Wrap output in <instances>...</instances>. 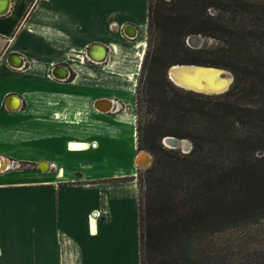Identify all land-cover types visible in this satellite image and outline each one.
Masks as SVG:
<instances>
[{"label": "crops", "instance_id": "obj_1", "mask_svg": "<svg viewBox=\"0 0 264 264\" xmlns=\"http://www.w3.org/2000/svg\"><path fill=\"white\" fill-rule=\"evenodd\" d=\"M147 12L148 0H0V264H139ZM139 37L127 81L120 46ZM100 43L106 57L89 58Z\"/></svg>", "mask_w": 264, "mask_h": 264}, {"label": "trees", "instance_id": "obj_2", "mask_svg": "<svg viewBox=\"0 0 264 264\" xmlns=\"http://www.w3.org/2000/svg\"><path fill=\"white\" fill-rule=\"evenodd\" d=\"M174 63L233 79L220 93L184 89L168 78ZM135 93L137 148L152 154L137 176L139 264H205L209 238L264 220V0H148ZM165 135L191 149L165 146ZM249 255L245 264H264V247Z\"/></svg>", "mask_w": 264, "mask_h": 264}, {"label": "rangeland", "instance_id": "obj_3", "mask_svg": "<svg viewBox=\"0 0 264 264\" xmlns=\"http://www.w3.org/2000/svg\"><path fill=\"white\" fill-rule=\"evenodd\" d=\"M199 40L201 45L204 42V38L199 35ZM211 41L212 39L209 40V42ZM143 45L144 40L139 37L137 40L130 42L129 46H120L121 50L127 52L132 59V63L129 68L123 70L125 74H120L121 78L124 77L125 79H127V81H132L131 78L133 73L130 67H132L133 65H138V62L142 55ZM135 113L137 117L136 105ZM139 117H141V119L145 118L144 110L140 112ZM183 138H186L191 142L189 138ZM179 148L183 151L181 147ZM141 168L144 167H139V169ZM139 171H141L139 178H141L142 180V173L144 174V171ZM208 240V242L203 244L204 253H206L207 255H198L205 259V264H245L249 261L250 256H254L249 255L252 252L253 248L261 249L262 247H264V220L259 222L254 227L252 226L250 228H233L221 231L215 234L213 237L209 238ZM145 264L151 263L146 262Z\"/></svg>", "mask_w": 264, "mask_h": 264}, {"label": "water", "instance_id": "obj_4", "mask_svg": "<svg viewBox=\"0 0 264 264\" xmlns=\"http://www.w3.org/2000/svg\"><path fill=\"white\" fill-rule=\"evenodd\" d=\"M188 42H190L191 45L199 46V35L189 37ZM94 45L95 44H92L87 47L86 55L93 60H101L98 57H94L91 53V49ZM99 45L105 47L104 44L100 43ZM167 75L177 86L203 93L223 92L229 87L233 79L231 71L224 67L196 63L171 64L167 69ZM225 78H227V80H225ZM183 139L185 141H183ZM162 142L168 147H181L184 152L191 148V142L188 139L179 138L174 135L163 136ZM139 155H148L149 157V161L145 165L137 162L139 167H146L151 163L152 154L149 151L142 149L139 151L138 156Z\"/></svg>", "mask_w": 264, "mask_h": 264}, {"label": "bare ground", "instance_id": "obj_5", "mask_svg": "<svg viewBox=\"0 0 264 264\" xmlns=\"http://www.w3.org/2000/svg\"><path fill=\"white\" fill-rule=\"evenodd\" d=\"M128 29H134V31H133V32H129ZM135 31H137V30H136V28L133 27V26H129V27L126 29V32H127L129 35H131V36H134V34L136 33ZM93 50H94V51H93ZM95 51H96V53H95ZM92 52H93L92 55H93L94 57H98V58L102 59V58H105L106 55H107V48H106V46H105V47H103V46L93 47V48H92ZM102 60H103V59H102ZM225 80H227V78H225ZM102 104H103L102 106H103L104 108H108V107L110 106V103L102 102ZM183 141H185V140L183 139ZM139 157H140V159L138 160V162H140L142 165H145V164L148 163V161H149V157H148V155H139ZM44 167H46V164H44Z\"/></svg>", "mask_w": 264, "mask_h": 264}, {"label": "flooded vegetation", "instance_id": "obj_6", "mask_svg": "<svg viewBox=\"0 0 264 264\" xmlns=\"http://www.w3.org/2000/svg\"><path fill=\"white\" fill-rule=\"evenodd\" d=\"M114 106V105H113Z\"/></svg>", "mask_w": 264, "mask_h": 264}]
</instances>
